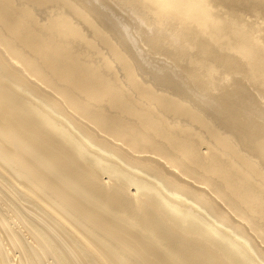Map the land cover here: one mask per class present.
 Wrapping results in <instances>:
<instances>
[{
    "label": "bare ground",
    "instance_id": "1",
    "mask_svg": "<svg viewBox=\"0 0 264 264\" xmlns=\"http://www.w3.org/2000/svg\"><path fill=\"white\" fill-rule=\"evenodd\" d=\"M0 264H264V0H0Z\"/></svg>",
    "mask_w": 264,
    "mask_h": 264
},
{
    "label": "rangeland",
    "instance_id": "2",
    "mask_svg": "<svg viewBox=\"0 0 264 264\" xmlns=\"http://www.w3.org/2000/svg\"><path fill=\"white\" fill-rule=\"evenodd\" d=\"M159 62V63H158ZM150 63H152L153 65V67H158L159 65H160V63L162 64V62H160V61H158V60H155V62L153 61L152 62V60H151V62ZM155 63V64H154ZM158 64V65H157ZM156 65V66H155Z\"/></svg>",
    "mask_w": 264,
    "mask_h": 264
}]
</instances>
